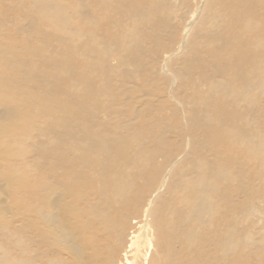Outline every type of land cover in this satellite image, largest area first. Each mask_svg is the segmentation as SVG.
Wrapping results in <instances>:
<instances>
[{"label":"bare ground","instance_id":"obj_1","mask_svg":"<svg viewBox=\"0 0 264 264\" xmlns=\"http://www.w3.org/2000/svg\"><path fill=\"white\" fill-rule=\"evenodd\" d=\"M220 2L174 125L147 90L169 0H0V264H264V0Z\"/></svg>","mask_w":264,"mask_h":264},{"label":"rangeland","instance_id":"obj_2","mask_svg":"<svg viewBox=\"0 0 264 264\" xmlns=\"http://www.w3.org/2000/svg\"><path fill=\"white\" fill-rule=\"evenodd\" d=\"M220 1L221 0H219V1L218 0H214V1L213 0H174V1L173 0H169V4L172 5V6H169L166 10L169 12L170 24L172 23L170 25L172 27V28L170 27V29H172L170 31V33H172V31L173 32L176 31V34L178 33L176 35L177 41L175 42L177 44V45L175 44V46L177 48L174 47V45H171L172 43H174V41H172L171 44H169V42H170V33L169 32H167L168 34L166 33L168 36L165 33H163V36H162L163 41H162V43L164 45H166V47L165 48L163 47L161 49V51L159 52L160 53V55H159L160 59L159 60H161L159 62V64H157L156 66L153 65L151 67V73L153 75H158V77L156 78V80L152 84V87L149 88V89H147L149 91H152L153 94L156 93V95H154L152 97V99L154 98L153 99V102H155V103L165 102L166 103L165 104L166 106H165L164 111H165V115L168 116L169 120H170V117H171V112H170V109H169L170 105H173L176 108V110H179L181 112V115L183 116V119L184 120H185V117H186V114H187L185 107H182V106H184L183 105V102L181 101L180 98H178L179 96H177V92L184 91V86L179 82L178 75L176 73L177 68L174 65L176 64V61L178 62V60L181 59L184 56L185 51L187 50V48L189 46V43L192 40L193 35L198 30H200V28L202 27V25L205 27L207 25L206 23H208L209 20L213 19L215 16L217 17V23H218L217 25H220V23H223L224 22L225 18L222 15L224 4H223V2H220ZM211 4L212 5L214 4V6H212ZM208 5H210V6H208ZM206 7L207 8L209 7L208 8L209 10L212 7L213 9L211 8V10L213 12L209 11L208 9H207L208 10V12H207ZM163 13H164V15L167 14L165 12H163ZM204 13H207V14H204ZM208 13H210V14L208 15ZM205 19H206V21H204ZM198 23H200V24H198ZM183 25H185V26H183ZM198 25H199V27L197 28ZM195 30H196V32H194ZM187 31L189 32L188 34H187ZM192 33H194V34L192 35ZM184 34H185V37H184ZM165 38H167V39H165ZM179 39H184V40L181 41ZM185 40H187V41H185ZM179 41H180L181 44L179 43ZM168 44H169V46H171V48H168L169 47V46H167ZM179 45H181V46H179ZM172 49L174 51H171ZM149 60H151V58ZM110 63L113 64V65L114 64H117V59L116 58H113L110 61ZM176 65H177V67H181L182 66V65H180V63H178ZM115 80L117 82H123V79L122 78H119V79L118 78H115ZM135 83L131 82V83H129V85L131 84V85H133V87H135V85H137V88H135L137 90H139L141 87H143V85H142L143 82L141 80H139L137 84H135ZM148 85L150 86V84H148ZM158 98H160V99H158ZM144 99H143L144 102L148 101L147 100L148 98L146 96H145ZM139 106H137L138 109L141 108V105H139ZM169 123L175 125L174 119L172 121L170 120ZM176 130L179 131L178 128H176ZM171 135L174 138H176V136L174 134H171ZM185 142H186V144L183 147V151L178 156V158L174 161L175 164H172V165L170 164V166H168L164 170V172L162 174V177H161L162 180L160 179L161 183H163V184H161L163 186L162 187V193L169 188L168 185L170 184L171 179H172V177H171L172 172L175 169L178 168V165L180 164V161L181 160L183 161L186 158L187 151L190 149V144H188L189 141L188 142L185 141ZM261 187H264V186L261 184ZM160 193H161V191L159 190V194ZM1 195H3V191L1 190V187H0V196ZM153 201H155V199ZM260 202H262V203H260ZM257 204L259 206L264 207L263 199L262 198H259L257 200ZM0 211H2L6 215L8 214L7 211H6V209L3 207V202L2 201H0ZM255 219H256L257 224H258V225H256V227L254 226L255 237H257V235H258V237L255 238V239L257 241H259L261 239V237H260L261 235L260 234L264 230L261 227V224L263 223V219H264V213L258 212L257 215L255 216ZM241 226H243V227L245 226L246 227L247 226V223L245 221L244 222L242 221L241 222ZM138 232H140V231H138ZM258 232H259V234H258ZM141 238H142V236H140V240H141Z\"/></svg>","mask_w":264,"mask_h":264}]
</instances>
